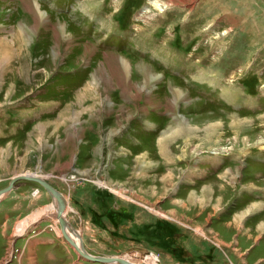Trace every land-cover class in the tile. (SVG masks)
<instances>
[{"label":"rangeland","instance_id":"1","mask_svg":"<svg viewBox=\"0 0 264 264\" xmlns=\"http://www.w3.org/2000/svg\"><path fill=\"white\" fill-rule=\"evenodd\" d=\"M1 53L0 189L47 181L92 255L212 264L178 248L195 220L166 221L174 202L213 173L230 199L215 210L264 196V0H0ZM9 191L20 216L0 264L23 225L47 219L64 240L44 189ZM186 202L176 216L196 214Z\"/></svg>","mask_w":264,"mask_h":264},{"label":"crops","instance_id":"2","mask_svg":"<svg viewBox=\"0 0 264 264\" xmlns=\"http://www.w3.org/2000/svg\"><path fill=\"white\" fill-rule=\"evenodd\" d=\"M220 177L218 173H213L205 178V182L200 180V182H197V186L194 185L193 188L187 191L183 202L182 200L174 202L177 210L172 211L173 217H170L171 219H168L169 215L165 213L166 221H171L174 224L177 223V220L185 222L186 220H183V218L195 220L194 232L189 233L185 229L187 232L184 230L182 236L180 235L182 238L185 237L184 242L180 240L178 248L181 251L187 250L196 254L203 253L206 260L208 259L212 264L219 262L217 260L219 255L227 257L231 264H260L264 261V202L262 200L264 196L260 199L259 194L263 193L255 194L253 197L247 196L245 192L241 193L239 199L242 200L243 206L238 205L234 214L231 212L232 214L229 215L230 206H227L223 211L215 210L220 204L223 206L230 200L225 198L229 197V186L220 183L219 179L224 178ZM193 192L196 196L194 199L191 198ZM5 198L0 199V234L4 239L9 234L6 229L9 222L20 216V213L14 208H3L2 204L4 205L6 201L2 200ZM189 200L194 201L191 209L198 208L196 214H192V211L184 213L183 216L178 213L176 216V212L185 210L183 206L187 205L186 201ZM167 203L168 201H163L164 208H166ZM172 205L171 202L167 208L171 209ZM209 207L211 210L208 211ZM243 210L245 211L241 212ZM86 217L90 218L87 215ZM42 221L39 224H30L27 228L24 225L19 229L17 232L19 238L16 241L17 250L12 264H86L81 261V258L77 257L75 251L68 244H65V241L54 231L47 219H42ZM163 224L165 225V222ZM24 229L25 231L22 232ZM85 229L87 230L83 235L88 233L90 227L88 226ZM162 230L166 231L164 226ZM11 232L12 230H10ZM94 246L102 247L98 241ZM85 249L88 253L95 254L89 248L85 247ZM175 250H177V247ZM88 264L100 263L90 262Z\"/></svg>","mask_w":264,"mask_h":264},{"label":"water","instance_id":"3","mask_svg":"<svg viewBox=\"0 0 264 264\" xmlns=\"http://www.w3.org/2000/svg\"><path fill=\"white\" fill-rule=\"evenodd\" d=\"M27 180V181H31L34 183H37L42 189L45 190V192L53 199V201L55 202L56 205V210L53 213V217L56 218L58 226L61 228L62 225V219H61V212L63 210V202H62V198L60 197L59 193L56 191V189H54L47 181H45L44 179L38 178V177H33V176H22V175H18L15 176L13 178H11L7 185L3 188L0 189V193L4 192L8 189H10L11 184L15 181V180ZM63 239L65 240V242L71 247L73 248V250L75 251V253L80 256L81 258L88 260V261H93V262H98V263H103V264H107V263H115V264H122L120 261H116V259L114 257H106V256H95L92 255L90 253H87L83 250L81 244H78V246H75L70 240L69 238L63 233L62 234Z\"/></svg>","mask_w":264,"mask_h":264},{"label":"bare ground","instance_id":"4","mask_svg":"<svg viewBox=\"0 0 264 264\" xmlns=\"http://www.w3.org/2000/svg\"><path fill=\"white\" fill-rule=\"evenodd\" d=\"M157 2V1H156ZM156 2H149V5L150 6H152V7H154L155 6V4L154 3H156ZM88 5V4H87ZM164 9V6L162 5V4H159L158 5V10H159V12L160 13H163V10ZM31 10L33 11V9L31 8ZM147 11V10H146ZM34 12V11H33ZM32 12V13H33ZM39 13H40V11H38ZM148 13L149 12H145L144 14L145 15H148ZM36 15V14H35ZM144 15V16H145ZM37 16V15H36ZM40 20H42V19H40ZM20 28H21V32L23 31V28L20 26ZM33 28V27H32ZM35 28V27H34ZM24 30H25V28H24ZM19 38V37H18ZM17 44V43H16ZM19 44V43H18ZM20 45H21V43H20ZM8 46V45H7ZM8 48V47H7ZM21 48V47H20ZM17 50H20V52H21V49H19V48H17ZM16 50V51H17ZM3 53V52H2ZM1 53V55H3V56H1V57H3V58H0L1 60H2V62H3V65H4V63H5V59H4V54H2ZM18 56V55H17ZM10 57V56H9ZM0 60V61H1ZM124 64V63H123ZM6 65V64H5ZM7 65H8V63H7ZM6 69V68H5ZM21 70V69H20ZM22 71V70H21ZM21 73V72H20ZM22 80V79H21ZM20 81V80H19ZM18 82V81H17ZM88 88V87H87ZM86 101H87V98L85 99ZM84 100V101H85ZM95 100V99H94ZM89 101V100H88ZM87 101V102H88ZM93 101V100H92ZM79 104V103H78ZM65 122H63V123H66L67 121L66 120H64ZM261 142V141H260ZM259 142V143H260ZM22 176H33V177H38V178H40L39 176H36V175H22ZM42 179V178H41ZM17 180H15L12 184H11V187H10V189H8V190H6V191H4V192H1L0 193V199L1 198H3L4 196H6L10 191L9 190H11V188H12V186H13V184L16 182ZM26 181V180H25ZM37 194V192L33 195V196H35ZM59 195H60V193H59ZM50 197V196H49ZM60 197L62 198V196L60 195ZM50 199H51V203H52V209H51V212H55V210H56V205H55V202L53 201V199L50 197ZM62 202H63V210H62V212H61V219H62V225H61V228H59L60 229V232H61V234H65L68 238H69V240L75 245V246H78V244H81V246H82V248H83V250L85 251V252H87L85 249H84V247H83V245H82V239L80 238L81 237V233L79 232V234H80V236H79V234H77V236H73L70 232H69V227L68 226H70V224H69V222L67 221V219H66V216H65V212H64V210H65V205H64V201H63V198H62ZM48 210H50V206H49V208H48ZM53 212V213H54ZM44 213H46L45 215L47 216V214L48 213H50L49 211L48 212H44ZM51 214L50 216H52L53 217V215L54 214ZM38 215V214H37ZM36 215V216H37ZM55 218V217H54ZM56 219V218H55ZM34 221V220H33ZM24 226V225H23ZM71 228V227H70ZM71 230L73 231V232H75L76 230H74V229H72L71 228ZM73 249V248H72ZM88 253V252H87ZM149 255V254H148ZM144 258H138V257H136V260H135V262H132V264H137L136 263V261H141V262H145V263H151V264H158L157 262H158V258H157V260L156 259H154V256H152V257H147V256H143ZM115 259H116V261L118 260V261H120L122 264H131V262H126V261H124L123 259H121V258H118V257H114ZM82 259V258H81ZM82 260H85V259H82ZM86 261H88V260H86ZM93 262V261H92ZM98 263V262H97ZM116 263V262H115ZM115 263H107V264H115Z\"/></svg>","mask_w":264,"mask_h":264}]
</instances>
